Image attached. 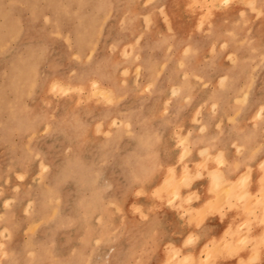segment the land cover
<instances>
[{
  "label": "rangeland",
  "instance_id": "rangeland-1",
  "mask_svg": "<svg viewBox=\"0 0 264 264\" xmlns=\"http://www.w3.org/2000/svg\"><path fill=\"white\" fill-rule=\"evenodd\" d=\"M260 104L264 0H0V264H143L148 213L196 217L211 126L264 149Z\"/></svg>",
  "mask_w": 264,
  "mask_h": 264
},
{
  "label": "crops",
  "instance_id": "crops-1",
  "mask_svg": "<svg viewBox=\"0 0 264 264\" xmlns=\"http://www.w3.org/2000/svg\"><path fill=\"white\" fill-rule=\"evenodd\" d=\"M242 126V122L237 125H229L224 129L222 135H218L212 126L210 128V137H215V141L209 142L211 153L216 155L222 150L223 158L226 159L224 164L220 166L221 171L223 170V174L221 173L223 178L228 180L224 185L226 187H223L227 194L226 202L222 200V202L218 203L220 197L216 198L215 196L217 194L220 196L221 191L217 193V189L213 186L214 182H209L207 178L194 180L191 190H195L198 199L192 202L193 206L190 208L195 212L196 217L191 218L188 215H180L179 210L170 207H163L154 213H148L149 220H147L143 229L145 238L151 243V247L157 246L159 250H156L154 253L150 251L143 254L140 263L171 264L172 262L168 259L169 256L163 249L168 245H173L175 248L178 247L177 249L180 251V261H183V257L189 256V260L185 261L187 264H238L240 261L239 257L242 260L241 262L248 264H264V243L262 242L264 238V204L263 201L261 202V200H264V197L259 198L257 196L256 198V196H252L253 201L257 205L260 203L257 206V210L252 209V205H248L250 203H245L247 204L246 209H244L245 206L242 207L243 204L239 203V201L243 202L251 198L252 192L256 188H261V186L257 185V171H253L250 175L248 190H244L243 185L237 186L239 180L237 178L238 173L243 172L248 164L254 167L259 159L264 156V149L261 151L256 149L257 140L254 138L253 131L248 132ZM239 145L240 149L237 147ZM197 147L201 148L202 146ZM209 166L214 168L217 164L213 162ZM234 177L237 180V184L234 182V186L239 187V189L231 196L230 180L233 181ZM259 180L260 178H258V182ZM214 189L215 191H213ZM208 190L210 191L209 193ZM243 191L245 192L243 193ZM240 192L242 194H239ZM184 194L185 192H183ZM237 194L240 196H235ZM209 196L211 199H215H210L204 205L205 207H202V210H204L203 214L197 215L196 211L198 208L196 205L200 202L201 205L202 201ZM255 198H259V201ZM212 201H215L217 204L213 205L215 203ZM260 205H262L261 208H259ZM241 224H245L246 226L241 227ZM237 225H240L238 226L239 228H237ZM242 236L243 238L240 240ZM246 236L249 237V240ZM238 240L243 243L246 241V244H242ZM130 246H128L129 252ZM133 259L129 255L128 257L117 256L113 259V263L130 264L133 262ZM166 260L168 262H165Z\"/></svg>",
  "mask_w": 264,
  "mask_h": 264
},
{
  "label": "bare ground",
  "instance_id": "bare-ground-1",
  "mask_svg": "<svg viewBox=\"0 0 264 264\" xmlns=\"http://www.w3.org/2000/svg\"><path fill=\"white\" fill-rule=\"evenodd\" d=\"M205 1V0H204ZM207 2V1H206ZM209 3V2H208ZM213 5V4H212ZM191 6H192V4H191ZM214 7V6H213ZM97 82H95V84H96ZM263 109H264V105L263 104H260L259 106H258V115L259 116H261L262 115V113H263ZM240 146V145H239ZM206 147H208V146H206ZM203 149H206V148H203ZM203 149H198L197 151H202ZM189 150V147L188 146H186L185 147V152H186V154H187V151ZM222 150H220L219 152H218V154H219V158H220V162L221 163H223L224 164V161H226V159L225 158H223V151L221 152ZM252 154V153H251ZM225 159V160H224ZM218 160V159H217ZM219 161V160H218ZM196 162V161H195ZM220 162H218V163H220ZM217 163V164H218ZM220 163V164H221ZM258 163V168L259 169H264V156L261 158V159H259V161L257 162ZM256 163V164H257ZM196 164V163H195ZM206 165V164H205ZM249 165V164H248ZM218 166V165H217ZM247 167V170L245 169L243 172H241V173H238V175H237V178H239V180H238V184L236 183V179H235V177H234V179H233V181L232 180H230L231 181V196L233 195V194H235L236 193V191L239 189V187L237 188L236 186H234L235 184H234V182L237 184V186H241V185H243L244 183H245V181H248V180H246V179H250V172H248V167L249 166H246ZM202 170L201 171H199V173L201 174V175H203V174H205L206 176H207V179H208V181L209 182H214V187L217 189L216 191H217V193H219V188H223V187H226V186H224L225 185V183H227L228 182V180L227 179H225V178H223V176H222V171L220 170V169H218V168H216V167H214V168H212V167H207V168H204V167H202L201 168ZM196 171V170H195ZM195 171H193L187 164H185V166H183V172H182V174L180 173H177L176 171L175 172H173V174L170 176V177H168V179L167 180H173L172 182L175 184L176 182H178L179 180H185V181H189V179H191V178H194V177H198L196 174H193V172H195ZM203 171V172H202ZM251 171V170H250ZM222 173V174H221ZM260 176L261 175H259V178H260ZM178 180V181H177ZM249 182V181H248ZM191 183V182H190ZM210 184H212V183H210ZM249 184V183H248ZM210 186V185H209ZM248 186V185H247ZM247 186L245 187V188H243L244 190H247L246 188H247ZM228 187V186H227ZM178 189V188H177ZM260 189V188H259ZM227 190V189H226ZM191 191V190H190ZM189 191V192H190ZM213 191H215V189L213 190ZM240 191V190H239ZM194 193H195V190L193 191ZM210 191L208 190V193H209ZM227 192H228V190H227ZM245 191H243V193H244ZM186 193V192H185ZM193 193V194H194ZM223 193V192H222ZM238 193V192H237ZM189 193H187V195H188ZM192 194V193H191ZM197 193H195V195H196ZM239 194H242L241 192L239 193ZM239 194H237V195H235V196H240ZM251 194V193H250ZM177 195L178 196H180V191H179V189H178V191H177ZM211 195V194H210ZM227 195V194H226ZM189 196V195H188ZM187 196V197H188ZM194 196V195H193ZM213 196H214V194H213ZM216 198L218 197H220V196H218V194L215 196ZM250 197V196H249ZM251 197H252V195H251ZM182 198H186V197H182ZM193 198V197H192ZM195 198V197H194ZM207 198H209V199H207ZM206 199H204V201H202V204L200 205V203L199 204H197L196 206H197V211H196V213H197V215H201V214H203V211L204 210H202V207L208 202V201H210V199H211V197L209 196V197H207ZM256 198H257V196H256ZM255 198V199H256ZM259 198H262V197H260L259 196ZM258 198V199H259ZM197 199V198H196ZM215 199V198H214ZM214 199H211V200H214ZM250 199V198H249ZM258 199H256V200H258ZM185 200V199H184ZM220 200V201H219ZM219 200H215V201H219L218 203H220V202H222V200L223 201H225L224 199H222V197H220V199ZM227 200V199H226ZM253 200V199H252ZM252 200H250L249 202H251ZM187 201V200H186ZM215 201H212V202H214L215 203ZM234 201V200H233ZM246 201V200H245ZM259 201V200H258ZM263 201V204H264V200H261V202ZM226 202V201H225ZM229 202V201H228ZM237 202V201H236ZM240 202V201H239ZM241 203V202H240ZM217 203H215V204H213V205H216ZM260 203H258V205H259ZM210 205V204H209ZM257 205V206H258ZM180 206V205H179ZM261 206L262 205H260V207L259 208H261ZM205 207V206H204ZM180 208V207H179ZM241 208V207H240ZM204 209V208H203ZM262 210V209H261ZM261 210H260V212H261ZM206 211H207V209H206ZM206 211H205V213H206ZM263 211H264V209H263ZM188 212V211H187ZM243 212V211H242ZM254 212V211H253ZM252 212V213H253ZM259 212V211H258ZM257 212V213H258ZM189 213V212H188ZM209 213V212H208ZM262 213V212H261ZM191 214V213H190ZM211 214V213H210ZM256 215V214H255ZM262 215V214H261ZM191 217V216H190ZM263 217H264V215H263ZM254 219V218H253ZM264 219V218H263ZM260 221V220H259ZM263 222V221H262ZM261 222V223H262ZM190 224V223H189ZM238 226H240V225H237V228H239ZM247 228V227H246ZM240 230V229H239ZM232 231H234L233 229H232ZM238 231V230H237ZM236 231V232H237ZM240 232H241V230H240ZM244 232V231H243ZM242 232V233H243ZM231 233V232H230ZM229 234V233H228ZM237 234V233H236ZM241 234V233H240ZM230 235H233V234H230ZM264 236V235H263ZM232 237V236H231ZM247 237V239L249 240V237L248 236H246ZM243 238V236L240 238V240ZM225 240V239H224ZM247 240V241H248ZM223 241V240H222ZM243 241V240H242ZM246 242V241H245ZM244 242V243H245ZM249 243V242H248ZM247 243V244H248ZM169 244H171V243H169ZM246 244V243H245ZM239 245V244H238ZM240 246V245H239ZM255 247V246H254ZM169 248L172 250V254H173V256H172V254H171V258H168L169 259V261H171L172 262V264H187V263H185V261H188L189 260V256H187V257H181L182 258V260L183 261H180V256L181 255H179V253H180V251L177 249V248H175L173 245H169ZM222 251V250H221ZM211 252V251H210ZM253 253V252H252ZM258 255V254H257ZM215 256V255H214ZM167 258V257H166ZM239 260V262H241L242 260H241V258L239 257L238 258ZM13 262V261H12ZM165 262H168L167 260L165 261ZM52 264V263H51ZM54 264V263H53ZM210 264V263H209Z\"/></svg>",
  "mask_w": 264,
  "mask_h": 264
}]
</instances>
